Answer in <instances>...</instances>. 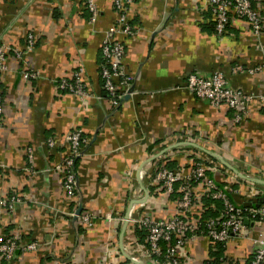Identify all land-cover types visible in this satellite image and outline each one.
I'll list each match as a JSON object with an SVG mask.
<instances>
[{"label": "crops", "instance_id": "1", "mask_svg": "<svg viewBox=\"0 0 264 264\" xmlns=\"http://www.w3.org/2000/svg\"><path fill=\"white\" fill-rule=\"evenodd\" d=\"M95 1L98 17L90 22L83 0H0V44L8 48L7 70L0 72V197L21 196L13 210L0 209V234L19 235L21 245L38 242L1 264H156L144 254L135 219L166 218L175 210L176 201L162 197L154 182L161 165L186 172L200 158L216 183L232 188L234 204L264 206V183L257 181H264V102L252 99L236 121L233 110L213 107L185 87L189 73L209 76L217 69L231 87L264 92V69L247 71L264 61V30L255 37L245 19L230 13L217 36L204 0H133L127 12L133 31L119 37L132 79L114 109L98 67L103 32L117 12L114 0ZM253 5L264 25V0ZM28 32L35 44L19 61L13 49L24 46ZM78 65L86 99L57 86ZM236 65L244 71H234ZM21 68L39 75L24 79ZM74 128L86 141L69 198L59 165L68 153L65 135ZM48 139L55 144L48 146ZM205 196L204 182L196 183L185 219L199 220ZM82 213L92 223L82 222ZM263 235L264 221L255 220L224 248L197 235L177 249V264H204L218 250L224 259L216 264H246L252 239Z\"/></svg>", "mask_w": 264, "mask_h": 264}, {"label": "built area", "instance_id": "2", "mask_svg": "<svg viewBox=\"0 0 264 264\" xmlns=\"http://www.w3.org/2000/svg\"><path fill=\"white\" fill-rule=\"evenodd\" d=\"M133 0H114L113 4L117 12L115 23L106 28L101 38V52L105 59L100 73L103 88L107 92L111 106L115 109L119 106L122 98L127 94L128 85L132 79L123 68V45L119 40L120 35H129L133 28L127 18ZM205 4L215 16V34L223 35L225 27L230 19V13L245 19L255 37L259 36L264 25L262 24L259 12L252 6V0H204ZM85 7L90 13V22H95L98 17V8L95 0H85ZM35 44V37L32 32L26 35V42L21 49H13L14 57L22 61ZM8 48L0 44V71L7 69ZM264 69V61L248 69V72L261 71ZM234 71H244L243 66L236 65ZM20 74L24 79L37 78L39 72L35 69L21 68ZM84 68L78 65L71 71L69 76H61L57 79V86L60 90L75 94L79 99L88 97V90L84 81ZM187 90L194 96L208 101L211 106L227 107L234 111V119L239 121L247 112V106L252 99H259L264 102V92H246L241 88L231 87L221 70H214L209 76L191 72L187 75ZM3 113V94L0 90V128ZM68 144V153L62 158V187L67 197L75 196L76 191V169L75 159L80 156L81 148L86 139L82 136L80 128H74L65 135ZM48 146L55 144L53 139L47 140ZM27 161L32 164L34 154L32 147L26 148ZM210 167L202 160H194L186 172L172 170L165 166L157 167L154 172V182L162 189V197L169 195L177 181H180L178 190L182 193L181 198L176 200L175 210L172 215L166 218H153L142 215L135 219V222L144 227L146 232V243L144 254L152 257L154 262H159L158 257L167 258L168 264H177V249L181 248L186 241L194 239L198 234L208 237L211 241L225 245L228 239L240 236L243 233L246 220L264 221V206L251 208L236 205L229 197L232 192L230 186L219 187L218 183L207 174ZM191 181L204 182L206 192L212 198L222 203L221 213L216 217H210L204 222L201 228L197 221H183L180 216L182 210H187L192 204ZM160 195V196H161ZM21 202V197L16 193L0 197V209L11 211ZM181 210V211H180ZM81 221L87 224L92 223L89 214H80ZM165 243L163 251L162 243ZM36 240L21 245L20 237L16 234H0V263L3 260H11L17 249L21 251H32L36 249ZM252 258L247 264H264V235L261 238L252 239ZM209 264V263H206Z\"/></svg>", "mask_w": 264, "mask_h": 264}, {"label": "trees", "instance_id": "3", "mask_svg": "<svg viewBox=\"0 0 264 264\" xmlns=\"http://www.w3.org/2000/svg\"><path fill=\"white\" fill-rule=\"evenodd\" d=\"M83 2H84V5H85V0H83ZM254 0H252V6L254 7ZM86 8V7H85ZM113 8H114V10H116L115 9V7H114V4H113ZM86 11H87V13H86V16H87V18L89 19L90 18V13H89V11L87 10V8L85 9ZM210 12H212L211 10H210ZM213 13V12H212ZM232 15V14H231ZM215 19V18H214ZM226 28V27H225ZM213 32L215 33V20H214V27H213ZM120 36H123V35H120ZM119 36V37H120ZM118 37V38H119ZM120 40V39H119ZM121 42V41H120ZM100 49V57H99V67H98V71H99V77H100V81H101V87H102V89H103V91L106 93V95H107V92L104 90V88H103V82H102V77H101V73H100V69H101V66H102V64L105 62V59H104V57H103V55H102V52H101V47L99 48ZM75 69V68H74ZM73 69V70H74ZM63 91H65V90H63ZM82 136H84V134L82 133ZM85 137V136H84ZM78 159H79V156L75 159V169H76V165H77V162H78ZM195 160H201L200 158H196ZM203 161V160H202ZM167 168L169 167V166H166ZM159 168H160V166H159ZM170 169L172 168V167H169ZM173 170V169H172ZM63 178V177H62ZM197 182H194V181H191V187H192V197H193V187H194V185L196 184ZM179 184H180V181H177L176 183H175V185H174V188H173V191L169 194V197H171V199L172 200H178L179 198H181V196H182V193L178 190V187H179ZM219 187H222V186H224V185H222V184H220V185H218ZM160 192H163L162 191V189H161V191ZM206 195L207 196H205L204 198H203V205L204 206H206L207 208L205 209V210H203V212L201 213V215L199 216V220H198V222H199V225L201 226V228H203L204 227V222L208 219V218H210V217H216V216H218L220 213H221V209H222V203H221V201L220 200H218V199H214V198H212L211 197V195H209L207 192H206ZM192 202H193V200H192ZM258 203L260 202V201H257ZM262 203H264V202H262ZM191 207V206H190ZM190 207L187 209V210H180L181 212H182V215L180 216V218L183 220V221H192V220H189V219H185V217H184V214H185V212L186 211H188L189 209H190ZM4 209V208H3ZM4 210H6V209H4ZM218 214V215H217ZM139 226V231L137 230V232H138V234H139V242L140 243H143L145 246H147V243L145 242L146 241V234H145V232H146V230H145V228L144 227H142V226H140V225H138ZM10 234H14V233H10ZM10 234H4V235H10ZM198 235H200V234H198ZM20 237V236H19ZM217 244V246L219 247V248H224V245H221V244H219V243H216ZM162 247H163V251H164V249H166L165 248V243L163 242L162 244ZM19 251H21L20 249H17V251L16 252H19ZM15 252V253H16ZM22 252H24V251H22ZM222 252V251H221ZM219 253H220V250H218V252L215 254L216 255V258L214 259V260H212V259H207L206 261H205V263L204 264H206V263H209V264H216V263H219L221 260H223L224 258H219ZM164 254V253H163ZM163 254L161 255V256H159L157 259H158V261L159 262H156V264H167V258L165 257V256H163ZM222 254H220V256H221ZM252 258V253H251V255L249 256V258L247 259V262H249V260ZM247 262H246V264H247ZM1 264V263H0Z\"/></svg>", "mask_w": 264, "mask_h": 264}, {"label": "water", "instance_id": "4", "mask_svg": "<svg viewBox=\"0 0 264 264\" xmlns=\"http://www.w3.org/2000/svg\"><path fill=\"white\" fill-rule=\"evenodd\" d=\"M221 161H222L225 165H227L228 167L230 166V165L227 164V162H225L224 160L221 159ZM257 181H260V182L264 183L263 180H257ZM77 214H78V213H77ZM127 218H128V214H127ZM245 222H247V220H246ZM127 256H128V255H127ZM131 259L134 260L133 258H131ZM135 262L138 263V264H142V263H140V262H138V261H135Z\"/></svg>", "mask_w": 264, "mask_h": 264}, {"label": "rangeland", "instance_id": "5", "mask_svg": "<svg viewBox=\"0 0 264 264\" xmlns=\"http://www.w3.org/2000/svg\"><path fill=\"white\" fill-rule=\"evenodd\" d=\"M7 70V69H6ZM2 71H5V70H2ZM1 72V71H0ZM1 90V88H0ZM2 91V90H1ZM4 108V107H3ZM1 126H2V120H1ZM21 197V196H20ZM34 241V240H33ZM37 249V248H36ZM35 250V249H34ZM33 251V250H32Z\"/></svg>", "mask_w": 264, "mask_h": 264}]
</instances>
